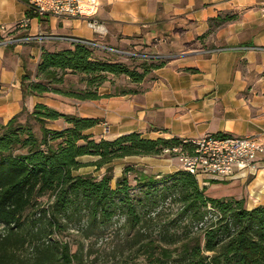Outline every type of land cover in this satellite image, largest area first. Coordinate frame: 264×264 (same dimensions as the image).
<instances>
[{
    "label": "trees",
    "instance_id": "1",
    "mask_svg": "<svg viewBox=\"0 0 264 264\" xmlns=\"http://www.w3.org/2000/svg\"><path fill=\"white\" fill-rule=\"evenodd\" d=\"M162 65L141 61L130 66L97 58L79 44L42 50L35 72L22 75L21 91L23 98L54 92L95 100L98 88L111 77L139 83ZM67 74L79 76L83 89L51 87ZM24 110L0 126V264H82L83 242L71 252L69 242L54 238L69 230L89 243L110 239L114 245L108 255L124 264H264V205L246 209L243 200L208 196L206 186L181 169L146 174L126 166L111 187L108 166L113 160L158 156L172 148L191 152L189 140L147 139L137 132L95 139L87 130L99 119L36 103L21 123ZM57 120L66 126L48 127ZM85 156L95 157L91 164L97 168L107 166L100 179L73 174L85 166L79 161ZM21 249H29L30 255L19 256ZM92 253L90 244L86 255Z\"/></svg>",
    "mask_w": 264,
    "mask_h": 264
},
{
    "label": "crops",
    "instance_id": "2",
    "mask_svg": "<svg viewBox=\"0 0 264 264\" xmlns=\"http://www.w3.org/2000/svg\"><path fill=\"white\" fill-rule=\"evenodd\" d=\"M93 1L96 19L107 29L102 43L117 50L160 55L163 65L139 83L122 76L125 85H119L121 76L111 77L98 88V99L81 102L77 116L100 120L87 133L98 139L137 132L147 139L182 140L223 133L256 137L264 145L262 0ZM26 13L21 0H0V25L5 34L95 38L78 18L31 14L26 29H14ZM69 47L58 42L0 46V126L23 107L49 106L33 95L23 98L21 77L25 71L35 72L42 50ZM94 56L125 63L111 53L94 51ZM102 122L107 124L105 135ZM218 183L229 191L222 198L243 200L246 209L264 205V153L257 159L255 173L214 180L206 190L217 188Z\"/></svg>",
    "mask_w": 264,
    "mask_h": 264
},
{
    "label": "built area",
    "instance_id": "3",
    "mask_svg": "<svg viewBox=\"0 0 264 264\" xmlns=\"http://www.w3.org/2000/svg\"><path fill=\"white\" fill-rule=\"evenodd\" d=\"M27 6V11L33 16H51L55 18L82 19L95 35L88 40L77 37L55 34H26L13 36L5 34V27L0 25V46H17L28 43L58 42L70 47L79 44L93 51H102L116 55L123 61H161L163 57L157 54L135 50H117L102 43L100 39L107 34L106 26L96 19L97 5L93 0H21ZM260 17L264 20V0L259 7ZM30 17L25 15L14 29H26ZM193 145L191 152L180 148L167 149L165 153H173L180 169L192 174L201 186H207L210 180L223 181L233 178L236 174H253L257 171V159L264 153V145L256 137L251 136H203L189 140Z\"/></svg>",
    "mask_w": 264,
    "mask_h": 264
},
{
    "label": "rangeland",
    "instance_id": "4",
    "mask_svg": "<svg viewBox=\"0 0 264 264\" xmlns=\"http://www.w3.org/2000/svg\"><path fill=\"white\" fill-rule=\"evenodd\" d=\"M9 47V46H7ZM141 60L134 59V60H128L125 61V64L134 66L137 65ZM124 77V76H123ZM122 76L117 78L119 85H125V80ZM32 80H35L32 78ZM52 88L59 89L62 92H68V91H80L83 89L84 85L79 81V76L75 75H64L63 81L60 84H53L51 85ZM111 93L113 91L111 90ZM41 100H43L45 103H47L50 108H55V110L67 114L72 113L71 115L77 116L79 113V107H81L80 103L84 101L77 100L75 98L66 96L65 94H59L54 92H47L43 93L41 95H33ZM25 109V108H24ZM30 110H24L19 115L18 120L19 122L23 123L26 118L27 114L31 111ZM84 111V109H81ZM66 112V113H65ZM18 114V113H17ZM79 117V116H78ZM63 121L57 120L50 122L48 124L49 128L52 129H60L63 128ZM103 125V135H105V132H107V124L102 122ZM97 126V125H96ZM35 131H37V126L34 127ZM94 137V136H93ZM95 138V137H94ZM98 139V138H95ZM96 158L92 156H85L81 157L79 161L85 166L80 167L76 171L73 172L75 175H90L97 180L100 179L104 173L106 172V167L97 168L96 166L92 165L91 163L95 161ZM147 161V162H146ZM126 166H132L137 171H142L146 174H166L168 171H173L174 168H179V163L175 157V154L173 153H163L158 156H147L141 157V156H135V157H124L121 159L113 160L108 167H110V175L112 177V180L110 182L111 187L114 186L116 180L122 175L123 169ZM133 173L128 174V179L130 182H132ZM133 184V182H132ZM206 194L208 196L214 197V198H222L223 196H226L229 194L228 189L226 188V185L224 183H218L217 188L206 190ZM47 197L41 198L40 201H46ZM0 233L1 235L4 234V231L2 229V226H0ZM55 239L69 242L71 245V252L75 251L76 244L83 242V252L85 253V256L83 257L82 264H124L122 259L119 258H113L108 255V253L111 252V249L113 248L114 242H110V239L105 240H99L98 242H90L89 241H83L80 237V235L75 230H69L66 232H63L61 235L54 236ZM94 243V244H93ZM93 245L94 253L86 255L87 248L89 245ZM29 249H21L19 250V256L26 257L30 254ZM139 262H142V258L139 259ZM77 264V263H72Z\"/></svg>",
    "mask_w": 264,
    "mask_h": 264
}]
</instances>
